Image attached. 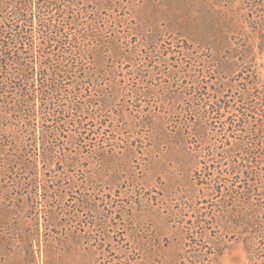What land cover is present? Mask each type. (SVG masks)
I'll return each mask as SVG.
<instances>
[{
  "label": "rangeland",
  "instance_id": "obj_1",
  "mask_svg": "<svg viewBox=\"0 0 264 264\" xmlns=\"http://www.w3.org/2000/svg\"><path fill=\"white\" fill-rule=\"evenodd\" d=\"M82 2L93 104L0 165V264H264V0Z\"/></svg>",
  "mask_w": 264,
  "mask_h": 264
},
{
  "label": "trees",
  "instance_id": "obj_2",
  "mask_svg": "<svg viewBox=\"0 0 264 264\" xmlns=\"http://www.w3.org/2000/svg\"><path fill=\"white\" fill-rule=\"evenodd\" d=\"M82 3L0 0V165L4 169L35 164L37 156L30 154L34 147L25 141L34 137L38 119L47 126L43 159L53 160L57 136L73 123V111L82 113L93 104L91 97L82 95L96 87L89 78L92 57L87 46V39L95 36L94 25ZM3 121L8 124L2 126ZM8 136L21 152L17 158L7 154L12 144ZM30 199L37 204V195Z\"/></svg>",
  "mask_w": 264,
  "mask_h": 264
}]
</instances>
